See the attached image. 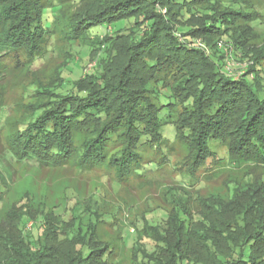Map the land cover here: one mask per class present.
Listing matches in <instances>:
<instances>
[{
  "label": "trees",
  "instance_id": "16d2710c",
  "mask_svg": "<svg viewBox=\"0 0 264 264\" xmlns=\"http://www.w3.org/2000/svg\"><path fill=\"white\" fill-rule=\"evenodd\" d=\"M64 1L82 9L69 23V41L82 36L88 43V31L97 24L134 22L130 32L122 27L116 29L117 37L110 33L97 37L99 47L90 60L95 65L73 90L57 91L59 68L60 79L55 81L45 111L39 115L44 109L39 107L33 112L0 159L7 176L14 175L12 164L5 166L7 158H29L41 168L75 159L83 170H91L106 161L110 148L113 154L108 163L118 169L119 181L141 177L146 165L156 162L147 160L142 148L161 149L168 130L188 146L182 165L186 177L219 165L212 141L223 145L229 160L264 165V78L255 75L264 63V52L240 74L228 66L230 60L219 47L223 40L232 49L231 59L234 53L239 58L254 56L242 50V41L233 33L236 20L247 21L253 12L232 2L219 15L191 25L184 18L191 19L195 8L223 0H0V60L13 51L18 60L25 55L37 62L53 52L52 13ZM46 16L51 25H46ZM111 48L118 56L115 60H110ZM81 132L87 136L78 145L75 134ZM260 192V187H253L243 192L242 199L236 193L231 200L203 198L196 205L187 192L180 202L176 201L178 192H173L167 218L151 225L146 220L144 228L163 247L140 254L134 246L135 264H264V197ZM38 210L51 211L30 209L27 202L11 215L16 219L13 227L18 239L8 244L7 264H107L109 249L100 239L99 226L89 231L87 253L72 252L67 246L58 249L52 230L46 234L47 230L44 237L52 245L47 248L50 258L30 262L32 248L17 224L20 215L34 216ZM96 214L101 218L107 212ZM184 217L191 218L190 225Z\"/></svg>",
  "mask_w": 264,
  "mask_h": 264
},
{
  "label": "rangeland",
  "instance_id": "374dc122",
  "mask_svg": "<svg viewBox=\"0 0 264 264\" xmlns=\"http://www.w3.org/2000/svg\"><path fill=\"white\" fill-rule=\"evenodd\" d=\"M223 2L214 6H199L194 9L196 13L190 15L191 19L186 16L184 20L191 25L203 22L214 14L219 15L232 2L241 3L245 6L244 10L253 12L247 21L236 20L233 28L235 39L242 41V50L254 54L253 57L239 58L234 53L233 72L241 74L253 58L264 52V0ZM212 7L215 9L212 10ZM80 10L79 4L64 1L53 13L51 11L54 48L42 61L32 62L25 55L18 60L13 51L0 60V159L6 155L7 148L13 144L22 125L31 120L33 112L39 107L44 108L37 112L39 115L45 111L55 81L60 79L59 68L62 70L57 91L65 93L73 90L80 77L90 68L93 51L99 47L97 37L108 33L116 36L119 32L116 29L122 27V31L130 32L134 22L133 19H126L113 22L111 26L97 24L88 31V43L82 40V36L76 42L69 41V23ZM46 18L49 20L48 16ZM45 22L51 25L50 20L45 19ZM180 24L178 29L182 31ZM198 41L205 46L201 39ZM221 42L225 43L223 40ZM112 49H109V57L115 60L118 56ZM260 68L255 75L264 78V63ZM86 136L85 132L75 134L76 143L81 145ZM167 136L161 149H152L149 145L142 148L147 160L154 159L156 162L146 165L141 177H128L123 182L118 179V169L108 163L113 154L110 148L106 161L91 170H83L75 159L61 166L41 168L29 158H7L5 166L12 164V168L9 167L14 175L7 176L0 164V264L8 263V244L13 245L18 239L13 227L16 219L11 215L27 202L30 209L40 207L51 210H38L34 216L25 214L19 217L18 228L33 252L30 262L39 263L43 258H50L52 252L47 248L52 249V245H48L44 237L47 230L49 232L46 234H51L52 230L58 249L67 246L72 252L87 253L92 237L89 231L99 226L100 239L107 243L109 249L107 264H135L134 246L137 245L141 254L154 253L157 246L162 245L157 236L147 235L144 228L146 220L151 225L167 218L172 208L170 196L173 192H178V202L187 192L195 205L197 200L203 198L231 200L236 193L241 198L243 192L253 187H260L259 196L264 197V165L246 160H229L223 145L219 141H212V148L220 159L219 165L208 171H198L196 177H186L182 165L189 153L188 146L175 140L171 130L167 131ZM98 210L107 214L98 218ZM194 210H198V206ZM187 219L190 225L191 218ZM49 222L53 224L50 226Z\"/></svg>",
  "mask_w": 264,
  "mask_h": 264
},
{
  "label": "built area",
  "instance_id": "2783aa9c",
  "mask_svg": "<svg viewBox=\"0 0 264 264\" xmlns=\"http://www.w3.org/2000/svg\"><path fill=\"white\" fill-rule=\"evenodd\" d=\"M219 46L223 49V50H225V52H226V54H227V60H230V62H228V66L230 67H232V65H233V63H232V59H231V51H232V49L228 46H226L224 43H222V42H219ZM92 65H95V61H93V62H91L90 63V66L89 67H91Z\"/></svg>",
  "mask_w": 264,
  "mask_h": 264
}]
</instances>
